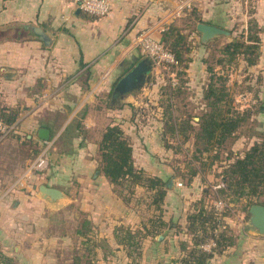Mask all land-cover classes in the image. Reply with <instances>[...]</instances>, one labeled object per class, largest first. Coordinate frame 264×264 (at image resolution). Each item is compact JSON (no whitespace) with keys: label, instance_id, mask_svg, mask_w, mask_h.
<instances>
[{"label":"crops","instance_id":"crops-1","mask_svg":"<svg viewBox=\"0 0 264 264\" xmlns=\"http://www.w3.org/2000/svg\"><path fill=\"white\" fill-rule=\"evenodd\" d=\"M109 2L108 14L94 16L77 12L70 0H0V108L14 114L0 135V264H181L201 250L205 240L195 243L200 228L188 216L198 209L211 214L212 204L204 201L205 176L181 168L174 146L176 95L164 85L177 79H165L152 64L142 88L111 97L116 81L147 57L141 33L162 44L170 28L184 36L183 77L191 86L205 79L206 50L218 43L230 90L246 83L231 94L233 108L264 132V0ZM199 22L228 34L203 43ZM234 37L256 44L253 63L221 52ZM111 125L127 137L133 166L163 183L160 203L153 202L157 185H115L103 174L98 143ZM258 141L238 132L218 148V185L221 169ZM42 152L48 167L26 173ZM42 184L65 198L42 200ZM222 215L228 239L205 264H264V235L247 227L239 204H226Z\"/></svg>","mask_w":264,"mask_h":264},{"label":"trees","instance_id":"trees-1","mask_svg":"<svg viewBox=\"0 0 264 264\" xmlns=\"http://www.w3.org/2000/svg\"><path fill=\"white\" fill-rule=\"evenodd\" d=\"M42 39L44 40V37ZM184 39V36L175 31L174 28H170L163 34V46L174 55L177 63L187 60L183 57L187 49V47H184ZM256 47L255 43L244 44L240 39L234 37L220 49L228 60L243 54L246 62L251 64L256 56ZM222 82H220L218 89L213 88L211 82H209L204 97L205 99L212 98L208 103L211 110H207L202 118H199V130L196 134V138L201 139L207 146L213 140H216L218 148L224 147L227 142L235 137L234 133L245 119L246 113H239L230 106ZM13 115L11 113L5 114L3 108H0V117L7 125H11L14 119ZM179 128L180 125L176 128L177 132H179ZM207 146L205 149H208ZM98 150L100 168L110 182L118 185L122 180L128 179L132 185L140 184L147 187L157 185L158 188L154 194L153 202H161L165 193L163 183L158 178L146 176L141 169L133 166L130 143L118 125H111L105 128L98 143ZM195 172L196 170L192 171L193 174ZM221 175L224 177V185L218 189V195L222 196V199H226L228 204H236L241 198H246L248 208L252 203L264 204V138L261 141L254 142L243 152L242 156L234 158L225 165L221 169ZM205 213L206 211L198 209L188 216L191 223H195L196 227L202 231V235L197 237L199 241L195 240L197 244L204 239L205 221L207 218L210 220L212 217L210 212ZM224 231L220 233L217 239L216 249L218 250L219 247L220 249L224 247L223 241L228 239ZM211 254L212 252L203 250L190 252V258L188 260L183 258L181 264H205L206 259Z\"/></svg>","mask_w":264,"mask_h":264},{"label":"rangeland","instance_id":"rangeland-1","mask_svg":"<svg viewBox=\"0 0 264 264\" xmlns=\"http://www.w3.org/2000/svg\"><path fill=\"white\" fill-rule=\"evenodd\" d=\"M206 51L207 55L203 59L206 70L205 79L198 81L194 86L184 84L186 80L183 77L185 72L182 62L173 66H162L159 72L165 79H171V74L172 77L177 79V83L175 82L174 85H171V82H167L164 88L174 91L176 95L174 98L176 105L174 117L180 122V128L177 135L178 141L173 142L174 146L178 149L177 151H179L178 160L181 162V168H184L189 173L196 170L199 174L205 176L203 180L206 185L207 197L204 201L207 204H212V201L218 198L227 203L226 199H222V196L218 195V143L216 140H213L207 146L201 139L196 138L199 130L198 121L207 110H211L208 103L212 98L205 99L204 97L209 82H211L213 88L218 89V86L221 84L220 82L223 81V89L227 94L226 98L232 107H234L235 101L231 94L245 89L246 83L244 79L239 83H234V89L231 91V84L229 85L227 80L228 69L224 67L218 55V43L209 45V49ZM218 65L223 66L218 67ZM210 77L212 80L209 79ZM107 100H109V95ZM244 118L234 135L237 136L238 132L240 134H249L261 141L264 138V132L262 129L257 128L256 120L251 118L247 112ZM181 143L182 145L180 146L179 144ZM206 146L208 149H205ZM237 204H239V208L243 211L244 218L247 220L249 215L246 198H241Z\"/></svg>","mask_w":264,"mask_h":264},{"label":"built area","instance_id":"built-area-1","mask_svg":"<svg viewBox=\"0 0 264 264\" xmlns=\"http://www.w3.org/2000/svg\"><path fill=\"white\" fill-rule=\"evenodd\" d=\"M70 3L73 8L94 16H104L108 14L110 10L109 0H70ZM138 43L143 53L151 59L152 64L156 68L160 69L165 65L173 66L177 64L174 55L166 49L159 40L153 38L152 36L141 33L138 37ZM10 129L11 126L4 123L0 117V133L6 134ZM47 167L48 159L45 152H42L29 164L26 173L31 172L32 170L40 172L45 170ZM176 185L180 187L181 182H177ZM222 186L223 184L218 185V187ZM226 204L227 203L219 198L212 201V217L210 221L207 222L209 226L205 229V241L199 245V248L205 252H211L217 247V239L221 231L227 227L222 217ZM198 233L199 235H202L201 230H198Z\"/></svg>","mask_w":264,"mask_h":264},{"label":"water","instance_id":"water-1","mask_svg":"<svg viewBox=\"0 0 264 264\" xmlns=\"http://www.w3.org/2000/svg\"><path fill=\"white\" fill-rule=\"evenodd\" d=\"M195 28L200 33V41L203 43L220 35L228 34V31L223 28L203 22L197 23ZM151 67L152 62L149 57H145L134 64L116 81L111 95L112 99L114 100L129 91L142 88L149 80L148 73ZM38 135L44 140L49 138L48 131L44 128L38 130ZM171 184L172 181L166 186L169 187ZM38 193L42 200L49 202H58L60 199L65 198L62 191L58 188L48 187L43 184L39 186ZM248 215L247 227L260 235H264V205L252 203L248 208Z\"/></svg>","mask_w":264,"mask_h":264}]
</instances>
